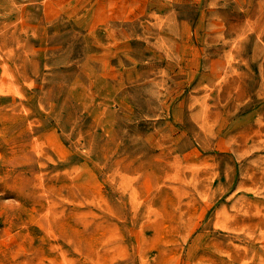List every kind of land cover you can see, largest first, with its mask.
I'll return each instance as SVG.
<instances>
[{
	"label": "rangeland",
	"instance_id": "rangeland-1",
	"mask_svg": "<svg viewBox=\"0 0 264 264\" xmlns=\"http://www.w3.org/2000/svg\"><path fill=\"white\" fill-rule=\"evenodd\" d=\"M0 264H264V0H0Z\"/></svg>",
	"mask_w": 264,
	"mask_h": 264
},
{
	"label": "bare ground",
	"instance_id": "bare-ground-1",
	"mask_svg": "<svg viewBox=\"0 0 264 264\" xmlns=\"http://www.w3.org/2000/svg\"><path fill=\"white\" fill-rule=\"evenodd\" d=\"M94 215V214H93Z\"/></svg>",
	"mask_w": 264,
	"mask_h": 264
}]
</instances>
